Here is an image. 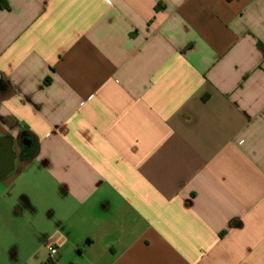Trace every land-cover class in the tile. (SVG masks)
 Segmentation results:
<instances>
[{
  "label": "crops",
  "instance_id": "1",
  "mask_svg": "<svg viewBox=\"0 0 264 264\" xmlns=\"http://www.w3.org/2000/svg\"><path fill=\"white\" fill-rule=\"evenodd\" d=\"M5 2L0 264H264V0Z\"/></svg>",
  "mask_w": 264,
  "mask_h": 264
},
{
  "label": "built area",
  "instance_id": "2",
  "mask_svg": "<svg viewBox=\"0 0 264 264\" xmlns=\"http://www.w3.org/2000/svg\"><path fill=\"white\" fill-rule=\"evenodd\" d=\"M49 246H50V248L55 249V255L54 256L52 255ZM49 246L47 247V251H48V263L49 264H52V263L56 262L57 255H58V251H57L56 247H54L52 245H49Z\"/></svg>",
  "mask_w": 264,
  "mask_h": 264
},
{
  "label": "water",
  "instance_id": "3",
  "mask_svg": "<svg viewBox=\"0 0 264 264\" xmlns=\"http://www.w3.org/2000/svg\"><path fill=\"white\" fill-rule=\"evenodd\" d=\"M29 143H30V142L27 140L26 143H24V144L26 145V144H29ZM9 155H10V153H9ZM1 161H2V162H1ZM3 162H5L6 165L8 164L7 157L4 156V155H3L2 157H0V163H3ZM6 165H5V166H6ZM5 166H4V168H5ZM2 167H3V166L0 165V169H3Z\"/></svg>",
  "mask_w": 264,
  "mask_h": 264
},
{
  "label": "trees",
  "instance_id": "4",
  "mask_svg": "<svg viewBox=\"0 0 264 264\" xmlns=\"http://www.w3.org/2000/svg\"><path fill=\"white\" fill-rule=\"evenodd\" d=\"M0 8H2V9L7 8V4H6L5 0H0Z\"/></svg>",
  "mask_w": 264,
  "mask_h": 264
},
{
  "label": "flooded vegetation",
  "instance_id": "5",
  "mask_svg": "<svg viewBox=\"0 0 264 264\" xmlns=\"http://www.w3.org/2000/svg\"><path fill=\"white\" fill-rule=\"evenodd\" d=\"M21 142H22V144H24V142H25V139H24V138H22ZM24 148H25L26 150H28V149H30L31 147H27V146H25V145H24Z\"/></svg>",
  "mask_w": 264,
  "mask_h": 264
},
{
  "label": "clouds",
  "instance_id": "6",
  "mask_svg": "<svg viewBox=\"0 0 264 264\" xmlns=\"http://www.w3.org/2000/svg\"><path fill=\"white\" fill-rule=\"evenodd\" d=\"M65 242H66V240H65ZM49 248H50V246H49ZM50 251H51L52 255L54 256L55 255V249L50 248Z\"/></svg>",
  "mask_w": 264,
  "mask_h": 264
}]
</instances>
